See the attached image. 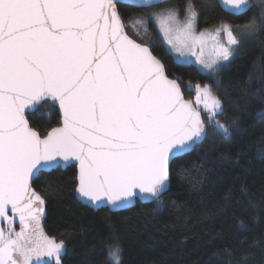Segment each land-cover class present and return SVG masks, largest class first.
Listing matches in <instances>:
<instances>
[{
    "label": "snow or ice",
    "instance_id": "obj_1",
    "mask_svg": "<svg viewBox=\"0 0 264 264\" xmlns=\"http://www.w3.org/2000/svg\"><path fill=\"white\" fill-rule=\"evenodd\" d=\"M221 3L233 15L252 8L259 14L198 29L201 13L213 7L209 0H0V264L41 257L61 264L64 241L44 232L46 200L32 186L39 175L75 163L74 190L95 207L120 209L138 194L159 201L173 163L203 143L209 126L232 135L217 119L223 100L199 83L189 85L197 106L186 100L150 47L130 37L119 7L154 9L137 22L146 31L152 22L172 49L210 74L234 57L242 39L264 32V0ZM49 99L58 102L62 121L42 134L25 113ZM202 171L199 162L176 165L178 178ZM221 251L235 254L232 247ZM250 255L240 252L237 264ZM108 256L120 264L119 246Z\"/></svg>",
    "mask_w": 264,
    "mask_h": 264
},
{
    "label": "trees",
    "instance_id": "obj_2",
    "mask_svg": "<svg viewBox=\"0 0 264 264\" xmlns=\"http://www.w3.org/2000/svg\"><path fill=\"white\" fill-rule=\"evenodd\" d=\"M168 2L182 6L185 0ZM209 2L213 7L201 13L198 29L220 20L239 25L251 13L259 14L252 8L232 15L217 0ZM119 7L130 37L150 47L186 99L194 93L189 85L199 83L209 85L223 100L224 115L217 119L231 126L232 135L224 138L209 126L203 143L173 163L170 184L159 201L142 197L120 209L92 206L74 190L75 165L35 178L32 186L46 200L44 228L64 241L61 264H113L108 256L113 245L120 248V264H237L242 251L251 255L239 264H264V32L242 39L229 62L206 74L192 62L177 60L152 22L147 31L137 22L153 9ZM27 118L42 134L61 123L49 101ZM194 162L202 164L203 171L178 178L176 165L191 168ZM48 185L54 192L47 191ZM225 247L235 254H224Z\"/></svg>",
    "mask_w": 264,
    "mask_h": 264
},
{
    "label": "water",
    "instance_id": "obj_3",
    "mask_svg": "<svg viewBox=\"0 0 264 264\" xmlns=\"http://www.w3.org/2000/svg\"><path fill=\"white\" fill-rule=\"evenodd\" d=\"M218 1V3H219V5H220V7L225 11V12H227V13H229V11H227L223 6H222V3H221V0H217ZM233 15V14H232ZM159 59V58H158ZM162 62V61H161ZM162 64H163V62H162ZM164 65V64H163ZM165 72H166V70H165ZM167 75V74H166ZM170 79V78H169ZM182 92V91H181ZM183 94V93H182ZM183 96H184V94H183ZM185 98V97H184ZM186 99V98H185ZM186 100H188V99H186ZM47 101H49L52 105H54L55 107H56V109L58 110V112H59V114H60V117H61V121H62V113H61V111H60V109H59V105H58V102H54V101H52V100H47ZM190 101V100H189ZM44 101L42 100V101H37L36 103H35V105L34 106H30L28 109H26V113H25V115H26V118H27V114L28 113H32V112H34V111H36V109L38 108V106L39 105H41L42 103H43ZM192 102V101H191ZM193 104V103H192ZM193 106H194V104H193ZM28 119V118H27ZM29 121V120H28ZM30 123V122H29ZM60 125H61V123H60ZM59 125V126H60ZM58 127V126H57ZM71 165H75L76 166V169H77V174H78V166L75 164V163H73V164H71ZM69 166V165H68ZM67 167V166H66ZM62 168H65V167H62ZM34 188V187H33ZM77 194V193H76ZM77 196H78V194H77ZM79 197V196H78ZM142 197H144V196H142V195H137V196H135V197H133L132 198V201L134 200V199H136V198H142ZM80 198V197H79ZM81 199V198H80ZM83 200V199H82ZM84 201H86V202H88L87 200H84ZM103 206H105V207H108L109 205H103ZM10 215H11V213H9ZM46 216V213H45V215H44V217ZM44 217H43V219H44ZM43 219H42V225H43ZM15 228H16V230L17 231H19V223L17 222L15 225ZM43 230H44V232L47 234V235H49L48 233H47V231L45 230V228H44V225H43ZM49 236H51V235H49ZM53 237V236H52ZM57 240V239H56ZM57 242H59L58 240H57ZM64 253H65V245H64V248H63V251H62V254H61V257L64 255ZM61 257H60V261H61ZM34 260L36 261V264H54V260H51L50 258H45V257H41V258H39V259H36V258H34Z\"/></svg>",
    "mask_w": 264,
    "mask_h": 264
},
{
    "label": "rangeland",
    "instance_id": "obj_4",
    "mask_svg": "<svg viewBox=\"0 0 264 264\" xmlns=\"http://www.w3.org/2000/svg\"><path fill=\"white\" fill-rule=\"evenodd\" d=\"M153 11H154V9H153ZM136 21L133 23V25L132 26H136ZM237 35H239L238 33H236ZM164 39V38H163ZM222 40L226 43V37H223L222 36ZM165 41V40H164ZM166 42V41H165ZM167 44V43H166ZM168 45V44H167ZM169 47H170V49L172 50V52H173V54H174V56H175V58L177 59V60H179V61H182V62H192V63H194V64H196L200 69H202L203 70V68H202V66L200 65V64H198L197 62H196V60H195V57H181L180 56V54L178 53V52H176L174 49H172V47H171V45H168ZM205 53H206V55H207V49L205 50ZM205 71V70H204ZM201 86H203V85H201ZM190 100L194 103V106H197L196 105V93H195V91H194V93H193V97L192 98H190ZM112 261V260H111ZM113 262V261H112Z\"/></svg>",
    "mask_w": 264,
    "mask_h": 264
}]
</instances>
